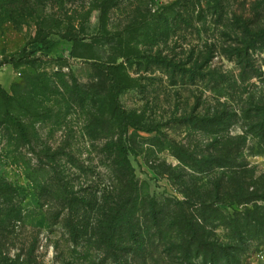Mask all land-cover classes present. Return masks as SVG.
I'll return each instance as SVG.
<instances>
[{
	"label": "rangeland",
	"instance_id": "obj_1",
	"mask_svg": "<svg viewBox=\"0 0 264 264\" xmlns=\"http://www.w3.org/2000/svg\"><path fill=\"white\" fill-rule=\"evenodd\" d=\"M97 1L0 0V189L9 190L8 195H0V210L8 207L19 212L16 221L0 228V258L16 259L21 264L99 263L91 244L72 245L61 223L48 221V215L66 212L59 199L63 189L78 191L97 203L103 190L109 189L110 158L100 151L116 140L119 130L105 115L95 114L103 96H93L98 100L94 107L90 100L82 108L74 102L77 88L97 82L94 66L98 62L71 57L72 41L68 40L96 33ZM189 1L111 0L107 15L108 31L121 33L124 42L134 38L142 57H117L116 63H123L131 81L116 97L135 123L121 138L134 176L157 199L184 200L191 198V193L209 197L210 181L220 169L209 170L207 155L213 150V142L222 138L239 143L237 161L252 172L254 179L264 175V142L250 129L253 115L246 119L242 113L264 100V0H229L227 16L212 12L204 4L193 13ZM182 4H188L187 12L193 13L189 24L182 22L184 16L173 19L177 12L167 10L182 11ZM135 7H139L138 20L146 14L148 34L154 33L151 39L144 41L140 30L123 32L135 15ZM233 14L240 20L251 18L255 24V43L248 52L254 67L261 71L235 85L237 65L225 52L239 44L243 35ZM116 41L113 38L111 44L103 46L101 62L115 54L109 48L117 47ZM150 54L176 64L180 61L184 68L202 54L208 56L205 68L213 70L214 78L225 79L218 83L209 78L190 81L177 75L173 80L158 65L144 68ZM215 109L236 112V116L226 126L200 127L205 123L194 121L195 116H210ZM96 116L104 131L96 124ZM17 122L25 128L29 144L19 141ZM210 129L218 132L211 133ZM94 130L98 134L92 138ZM45 149L56 150L59 155L47 160ZM220 207L227 212L243 208L236 204ZM215 233L222 239L225 230L217 227ZM250 243L242 264H264V240ZM154 252L145 257V264H164L163 252ZM142 260L137 259V264Z\"/></svg>",
	"mask_w": 264,
	"mask_h": 264
},
{
	"label": "trees",
	"instance_id": "obj_2",
	"mask_svg": "<svg viewBox=\"0 0 264 264\" xmlns=\"http://www.w3.org/2000/svg\"><path fill=\"white\" fill-rule=\"evenodd\" d=\"M97 2H99L97 6L99 16L96 33L89 37L81 34L68 40L72 41L71 57L98 62L97 65L94 64V78L97 82L87 88H77L74 102L82 108L87 105V100H90L91 106L94 107L98 100H93V96H103V100L99 101V106L95 109V114L105 115L115 122L113 125L119 130L116 140L100 151L105 153L107 159L110 158L107 165L110 171L109 189L103 190L102 196L98 199L99 203L96 199L83 198L78 191L63 189V197L59 199L62 200L61 206L64 210L66 209V212L63 210L54 212L48 215V221L52 224L61 223L72 245L91 244L100 258L98 264H137V259L141 258L143 260L140 264H145V257L149 256L150 251L158 252V248L160 249L158 253L163 252L165 255L164 264H242L250 242L264 240V175L258 179L253 178L252 172L237 161L239 143L227 137L215 140L212 152L207 155L206 163L209 170L220 169V172L215 171L210 181L209 197L191 193V198L184 200L175 197L157 199L148 194L146 185L138 182L134 176L127 158V149L121 139L127 127L135 124L133 115L121 108L116 97L122 89L129 87L131 81L123 63H116L117 57L126 58L132 54L137 59L142 57L138 56L137 42L134 38L124 42L121 33L114 35L108 31L107 15L112 7L111 0ZM189 2H192L190 4H192L193 13L196 7L202 8L204 4L212 12L227 16L229 0H191ZM182 6L184 7L182 11H175L169 7L167 10L177 12L175 14L178 17H172L173 19L184 16L182 22L189 24L193 13L187 12L188 4H182ZM135 9L134 17L128 20L122 29L123 32L137 33L140 30L139 36H142L144 41L147 38L151 39L154 33L148 34L149 22L145 18L146 14L139 16L141 19L138 20L136 13L139 7ZM145 12L149 13L150 10L146 8ZM233 20L240 24L238 28L240 27L243 35L239 44L237 42L235 47L228 48L225 52L227 59L237 65V78L233 80L235 85L237 81L243 83L258 76L261 71L254 67L248 52L255 43L253 39L256 31L252 26L255 24L251 18L240 20L234 14ZM157 27L155 26L152 30ZM113 38L117 40L115 42L117 47L110 46L109 49L115 54L101 62L100 53L105 52L103 46L108 42L111 44ZM237 40L238 37L234 41ZM130 43L135 46H131ZM140 43L145 45L143 41ZM53 46V44L49 46L47 51H50ZM148 57L144 68L158 65L164 68L173 80L177 75L180 78L186 77L190 81H206L209 78L218 83L225 79L223 78L225 76L214 78L213 70L209 67L205 68L208 56L202 54L198 55L188 68H184V63L180 61L176 64L174 60L159 55L150 54ZM235 113L225 109H215L210 116H195L194 121L200 124L205 123V126L200 127L226 126L231 118L236 116ZM242 113L246 119L253 115L250 129L264 142V100L261 104L258 101L254 107L242 110ZM94 120L99 129L104 131L103 126L99 124L100 119L96 116ZM253 127L257 130L255 131ZM17 131L19 141L29 144L27 132L18 122ZM210 131L214 134L218 132L217 129H210ZM94 132L92 138L97 137L98 132L95 130ZM236 140L242 142L244 139ZM32 153L36 156L38 154L33 148ZM43 153L44 157L50 161L59 155L56 150L50 152L49 149H45ZM70 162L75 165L74 159ZM193 167L191 169L197 171ZM8 194L9 190L0 189V195ZM5 201L8 205L10 204V200ZM220 204H236L243 208L227 212L220 207ZM0 216V228L2 227L3 230L4 225L8 227L17 220L19 212L15 209L9 210L7 207L0 210ZM217 227L225 230L222 239L215 233ZM0 264L21 263L16 259L3 257L0 258Z\"/></svg>",
	"mask_w": 264,
	"mask_h": 264
}]
</instances>
